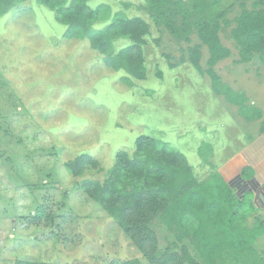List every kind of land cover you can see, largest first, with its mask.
<instances>
[{
	"label": "rangeland",
	"instance_id": "374dc122",
	"mask_svg": "<svg viewBox=\"0 0 264 264\" xmlns=\"http://www.w3.org/2000/svg\"><path fill=\"white\" fill-rule=\"evenodd\" d=\"M175 1L190 8L188 0ZM87 3L147 23L146 77L124 84L127 75L106 69L84 41H64L65 27L36 0L0 18V264H146L65 165L87 156L108 169L119 152L132 154L135 141L147 137L184 155L198 182L214 173L225 181L238 169L230 153L259 135L264 65L258 56L241 63L229 32L242 10L264 9V0H220L213 11L224 14L218 33L230 51L213 67L219 93L187 61V49L199 45L200 66L208 69V51L196 33L187 42L155 25L146 0ZM128 43L116 40L115 47ZM230 92L242 96V110L225 99ZM154 229L162 250L171 240L177 248L183 243L161 222Z\"/></svg>",
	"mask_w": 264,
	"mask_h": 264
},
{
	"label": "trees",
	"instance_id": "16d2710c",
	"mask_svg": "<svg viewBox=\"0 0 264 264\" xmlns=\"http://www.w3.org/2000/svg\"><path fill=\"white\" fill-rule=\"evenodd\" d=\"M24 1L0 0V18ZM89 1L36 0L65 27L64 41H84L101 57L106 69L127 75L122 78L124 84H130V78L143 81L146 69L141 47L149 34L147 23L123 12L112 14L106 4L92 9ZM188 1L190 8L182 1L146 0V11L155 25H162L178 40L188 42V36L196 33L207 48L208 69L200 66L199 45L187 49V61L199 75L207 74L219 93L213 67L230 56L218 33L224 14L213 13L220 0ZM222 21L226 23L224 18ZM229 33L241 63L258 56L264 65V9L242 10ZM116 40L129 43L117 50ZM225 99L242 110V96L230 92ZM253 110V117L259 119V111ZM258 131L264 137V121ZM188 165L184 155L168 143L141 137L135 141L132 154L119 152L108 169L87 156L67 163L64 169L116 222L146 264H264V216L259 217L252 195L238 198L216 173L198 182ZM157 222L175 231L177 239L183 241L179 248L172 240L170 248H159L154 229Z\"/></svg>",
	"mask_w": 264,
	"mask_h": 264
},
{
	"label": "crops",
	"instance_id": "0c3cea01",
	"mask_svg": "<svg viewBox=\"0 0 264 264\" xmlns=\"http://www.w3.org/2000/svg\"><path fill=\"white\" fill-rule=\"evenodd\" d=\"M262 121H264L263 116L260 123ZM243 142L245 144L241 143L240 149L230 153L231 155L234 154L233 168L237 167L238 169L236 172L230 169L225 181L238 198L251 194L255 205L259 209V217L262 218L264 216V170H262L264 166V137L259 133L253 139L247 138ZM236 152H239V156L236 155Z\"/></svg>",
	"mask_w": 264,
	"mask_h": 264
}]
</instances>
